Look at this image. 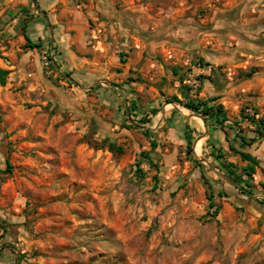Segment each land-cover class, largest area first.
<instances>
[{
	"label": "rangeland",
	"instance_id": "374dc122",
	"mask_svg": "<svg viewBox=\"0 0 264 264\" xmlns=\"http://www.w3.org/2000/svg\"><path fill=\"white\" fill-rule=\"evenodd\" d=\"M118 2V37L104 40L86 0H0V264H264V175L252 196L218 177L209 164H245L168 102L196 96L202 77L229 89L255 79L239 110L264 117V0ZM24 26L40 49L24 48ZM189 119L202 121L199 155L186 152ZM229 126L236 148L235 135L257 137L239 116ZM244 151L264 168V139Z\"/></svg>",
	"mask_w": 264,
	"mask_h": 264
},
{
	"label": "trees",
	"instance_id": "16d2710c",
	"mask_svg": "<svg viewBox=\"0 0 264 264\" xmlns=\"http://www.w3.org/2000/svg\"><path fill=\"white\" fill-rule=\"evenodd\" d=\"M23 36L25 38V46L26 49H40L41 43H34L30 37L27 35L26 32V26L22 28ZM124 63V61H122ZM201 65L204 67L206 66L204 64V61L201 60ZM174 73H176V70L174 69ZM255 73L254 70H252L249 74L245 75V80L250 79L253 74ZM10 72L4 69L0 68V85L5 86L7 84L8 76ZM69 81V76H66ZM204 79V77L198 79L199 83L201 84V81ZM181 84L183 86L185 85V80H181ZM186 88V87H185ZM186 93L184 95L185 101H180L177 97H174L171 101H168L169 103H175L180 106H182L187 111L193 113L195 116H199L202 118L203 122L206 123L208 128H216L219 129L225 136L226 142L229 144V151L236 156L239 157L241 163L245 164L244 167L241 168V174H238V170L233 165H223L222 168L224 169L225 175H227L230 179H232L235 183L239 185V190L242 194L252 196L251 191L247 190V188L252 187V181L254 176L257 174L258 171H260L264 175V168L261 167L260 161L257 159L256 156L252 155L249 152L244 151L246 147H251L254 145L257 141L264 139V117H259V113L257 110L254 111L253 115H247L245 113V110L242 109L240 111V122H248L255 126L256 128V138L248 140L246 137L242 135H235L234 142H237L239 144L238 148H236L229 139V133L228 130H232V126H229L227 128V113L224 109V106L221 104H216L218 98L209 99L207 101H202L197 98L192 99L188 93L191 92L190 88H186ZM214 103V104H212ZM212 104V105H211ZM157 114V111L154 110L150 113V115L145 116L141 120V124L144 126L151 123L150 116H155ZM173 114H175V111H173ZM234 125H237V127L240 126L238 122H235ZM194 130L190 129L188 126L185 128L184 132V138L186 142V152L188 156L192 155L193 151V142H194ZM146 136H149V131L145 132ZM107 147L108 151L110 153H117L121 154L123 153V149L121 147H118L115 143H109L107 140H105L101 146V149ZM157 144L152 142L151 143V151L154 152L157 149ZM213 149L211 153L209 154V157L216 158L218 160L222 159V155L219 153V150H217L214 145L212 146ZM195 164L198 166H201V164L194 159ZM246 177L244 180L243 178ZM204 184L207 187L206 191V199L209 202V208L214 209L215 212L219 210V208L215 205L213 202L214 196L211 192L212 186L209 183L207 179H205V176H203ZM262 187H264V184H261ZM260 204H262L261 201H258Z\"/></svg>",
	"mask_w": 264,
	"mask_h": 264
},
{
	"label": "crops",
	"instance_id": "0c3cea01",
	"mask_svg": "<svg viewBox=\"0 0 264 264\" xmlns=\"http://www.w3.org/2000/svg\"><path fill=\"white\" fill-rule=\"evenodd\" d=\"M118 4H119L118 0H86L85 17L87 20L96 22L99 35L104 40L106 38L116 39L118 37L117 35L118 31L116 30L117 29L116 27L118 24L114 22V18L116 17L117 12L119 11L117 8ZM121 36H124V35H121ZM102 49L107 50L108 47L106 45H103ZM213 60H215V62L218 61L221 63L220 60H216V59H213ZM256 85H257V81L253 79L250 81L247 80L246 82H244L242 87L238 89H229L227 87H221L219 84L214 85V83L204 78L201 81L199 93L196 96H194V93H191L190 97L192 99L197 98L202 101H207L209 99L218 98V100L214 103L221 104L224 106V109L227 113V119H228L227 123L231 124L235 120V117L239 116L240 111H241L239 110L240 106L238 105L239 101L237 99L242 97L243 96L242 94L247 95V94L256 92ZM181 96L182 95H180L179 98H181ZM174 111L178 113L177 109H174ZM189 114H191L192 116H195L191 112ZM191 119L185 121L186 124L184 125V132H185L186 126L194 130L195 132L194 133V138H195L194 143H196L199 140L197 139V134L202 130V127L199 124L198 120L191 121ZM222 134L218 137L219 146L221 142L225 140V136L224 134L222 136ZM202 139L204 140V143H203L201 152L204 149L206 150L210 149L212 151L213 145L211 144L208 145V139H206L205 137H203ZM214 147L217 148V145H214Z\"/></svg>",
	"mask_w": 264,
	"mask_h": 264
},
{
	"label": "water",
	"instance_id": "95a60500",
	"mask_svg": "<svg viewBox=\"0 0 264 264\" xmlns=\"http://www.w3.org/2000/svg\"><path fill=\"white\" fill-rule=\"evenodd\" d=\"M197 118H200L199 116H195ZM201 119V118H200ZM196 143L193 144V149L195 148ZM210 169L213 170V172L220 177L221 179H223L224 181H226L227 183H229L230 185L234 186L235 188L239 189V185L237 183H235L232 179H230L227 175H225L222 172H219L215 169V167L211 164H209Z\"/></svg>",
	"mask_w": 264,
	"mask_h": 264
},
{
	"label": "bare ground",
	"instance_id": "6f19581e",
	"mask_svg": "<svg viewBox=\"0 0 264 264\" xmlns=\"http://www.w3.org/2000/svg\"><path fill=\"white\" fill-rule=\"evenodd\" d=\"M198 120H199L200 123L202 122L200 119H198ZM201 124H202V123H201ZM201 144H202V143H197V144H196L197 147L195 146V148H196L195 153H196L197 155H199V152H200V149H199V148L201 147V146H200Z\"/></svg>",
	"mask_w": 264,
	"mask_h": 264
},
{
	"label": "built area",
	"instance_id": "2783aa9c",
	"mask_svg": "<svg viewBox=\"0 0 264 264\" xmlns=\"http://www.w3.org/2000/svg\"><path fill=\"white\" fill-rule=\"evenodd\" d=\"M189 83H191L194 86V81L189 80Z\"/></svg>",
	"mask_w": 264,
	"mask_h": 264
}]
</instances>
